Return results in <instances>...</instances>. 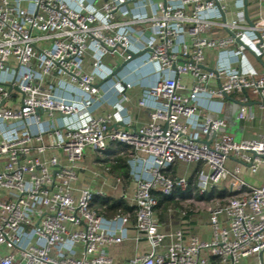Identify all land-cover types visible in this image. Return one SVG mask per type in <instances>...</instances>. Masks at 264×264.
<instances>
[{"label": "built area", "instance_id": "built-area-1", "mask_svg": "<svg viewBox=\"0 0 264 264\" xmlns=\"http://www.w3.org/2000/svg\"><path fill=\"white\" fill-rule=\"evenodd\" d=\"M85 1L0 0V264H112L105 247L127 240L132 228L143 246L126 264H238L259 256L264 185L248 184L240 166L230 171L227 162L261 173L264 130L259 139L237 141L217 105L252 91L264 112V0H103L99 8ZM208 51L217 54L212 68ZM147 52L157 80L139 104L150 121L134 126L117 111L95 114L102 99L95 83L113 75L104 57L132 62ZM182 75L193 78L190 89ZM248 101L241 99L239 121L254 118ZM115 121L126 126L114 128ZM113 143L132 150L135 207L105 217L93 208L103 191L75 184L87 150L103 155ZM178 162L204 166L184 200L199 208L179 213L208 212L210 241L160 231L154 192L171 197L189 188L188 179L167 173ZM229 177L236 193L199 199Z\"/></svg>", "mask_w": 264, "mask_h": 264}, {"label": "crops", "instance_id": "crops-1", "mask_svg": "<svg viewBox=\"0 0 264 264\" xmlns=\"http://www.w3.org/2000/svg\"><path fill=\"white\" fill-rule=\"evenodd\" d=\"M160 1L161 0H147L146 2L157 4ZM102 2L103 0H94V4L97 8L102 5ZM83 3L87 4L85 0H83ZM132 7L134 8V6ZM136 9L139 10L140 8ZM148 10L151 11V8L149 7ZM148 54L149 52L137 57L117 74L116 71L125 61L118 54L107 55L104 57L103 61L108 68L113 70V75L112 79H110V77L107 80L98 79L95 83V88L99 90L98 97L102 98L96 107L95 114L101 115L109 112L115 113L117 111L123 121H129L134 126L145 125L150 121L149 109L141 107L139 104L143 97V92H145L147 88L154 86L157 80V65L148 61ZM216 56L217 54L215 51L207 52L206 64L209 68L214 67ZM91 63L92 58L88 55L85 60V67L87 70L91 69ZM254 65L257 70H262L257 62L254 61ZM179 80L189 89L193 85V78L191 76L182 75L179 77ZM127 85H129V87H127ZM121 88H124L123 93H120ZM122 95L126 96V100H122ZM246 96L249 99L246 106L254 113V118L239 121L237 117L242 106L241 99ZM20 97L19 94L16 95V99H20ZM147 99L150 105H158V99ZM260 103V97L254 92L249 93V91L245 93L234 92L228 98L222 100V104H218L217 106H220L222 110L220 116L226 123L225 131L234 137L238 136L239 140L259 139L264 130V112L259 108ZM117 105L119 110L115 108ZM205 113L210 117L216 116L215 113L210 112L209 110H205ZM124 126L126 125L123 124V122L115 121L114 128H123ZM113 144H109L107 151L103 155H99L92 150H87L81 162V168L78 171V181L75 184L77 190L84 187H90L93 190L103 191L104 195L95 200L93 208L105 217H112L115 215L108 214V212L100 206V203L102 202L123 200L131 209H134L135 207L133 198L137 184L131 176V168L128 163L131 158L132 150L130 148L127 152L123 153L120 149H124L128 146L119 143ZM113 153L127 157V178L114 174L106 166L107 161H110L117 156V154L115 155ZM51 156L52 152H48L45 158H50ZM1 165L2 163H0V166ZM236 166H240V177L248 184L257 187L264 185V170L259 174L253 175L249 172L247 165H244L233 158L227 162V167L230 171ZM203 167V164L178 162L170 168L167 173L173 178L188 179L189 188L188 191L185 192H191V190L194 191L196 188L197 175ZM232 184L231 177L226 178L219 186L212 188L209 194L214 193L215 197L212 198L229 197L236 193ZM180 191L183 192L184 190H179L177 192L180 193ZM177 192L174 195L175 201L179 202V206L176 207L177 209H172L173 212L170 213L167 211L162 219L161 216L157 215L160 231L172 233L182 231L186 240H188L190 236H196L203 241H210L212 239V229L209 213L201 211L189 213L187 216L182 217L179 213V209L181 208L180 205L182 201L188 198L189 193H186L188 195L186 198H182ZM199 199L208 200L211 199V197L209 196V198ZM134 224L135 218L132 219L130 226H133ZM169 242L170 241L168 240L167 243ZM139 246L141 248L143 245ZM139 246L135 241V230L132 228L127 240L120 244L106 246L105 252L112 259V264H126L129 259L139 254L141 250L139 249ZM238 264H264V252L262 260L259 256H253L242 260Z\"/></svg>", "mask_w": 264, "mask_h": 264}, {"label": "trees", "instance_id": "trees-1", "mask_svg": "<svg viewBox=\"0 0 264 264\" xmlns=\"http://www.w3.org/2000/svg\"><path fill=\"white\" fill-rule=\"evenodd\" d=\"M114 145V144H113ZM114 147V146H113ZM130 149L129 147H125L124 149H120L124 152H127V150ZM121 153V152H120ZM113 154H117V153H113ZM126 160L127 157L126 156H122V155H118L113 158L110 161H107V167L109 168V170L111 172H113L114 174H117L121 177H128V169H127V165H126ZM192 184V183H191ZM179 191V190H178ZM155 196L157 197L159 204L158 207L156 209V213L158 216H161V219L163 216H165L164 214L169 210V209H177L176 207L179 206V202L175 201V196H164L162 192H154ZM179 193V192H177ZM186 193H189L188 195H190V192H185V191H180V196L182 198H186L188 195ZM209 196L215 197L214 193L209 194ZM100 206L102 208H104L108 214L110 215H118V214H126L127 212L130 211H134V209L132 210L123 200H113L112 202L110 201H105L100 203Z\"/></svg>", "mask_w": 264, "mask_h": 264}, {"label": "rangeland", "instance_id": "rangeland-1", "mask_svg": "<svg viewBox=\"0 0 264 264\" xmlns=\"http://www.w3.org/2000/svg\"><path fill=\"white\" fill-rule=\"evenodd\" d=\"M187 41L190 43V39H189V37H187ZM251 61H252V63L254 64V60L253 59H251ZM212 84H214L215 82L214 81H212L211 82ZM252 93V91H249V93ZM235 139L237 140V141H240L239 140V138H238V136L237 137H235ZM182 202H183V205H182ZM181 202V205L180 206H189V205H191L190 207L191 208H193V209H196V208H199V204L198 203H188V202H185V201H182ZM217 201H213V202H209V204L210 205H213V204H215ZM201 211H204L205 212V210H199L198 212H201Z\"/></svg>", "mask_w": 264, "mask_h": 264}, {"label": "water", "instance_id": "water-1", "mask_svg": "<svg viewBox=\"0 0 264 264\" xmlns=\"http://www.w3.org/2000/svg\"><path fill=\"white\" fill-rule=\"evenodd\" d=\"M246 1V3H247V0H245ZM246 15H247V9H246ZM141 55H143V53H140V54H137V55H133V59H136L137 57H139V56H141ZM257 60L259 61V62H261V63H263L262 62V59H261V57H257ZM130 63V61H126V62H124V64L116 71V74L118 73V72H120L125 66H127L128 64ZM206 144H210V142H206ZM259 257H260V259L262 260V258H263V252L262 253H260L259 254ZM262 263V262H261Z\"/></svg>", "mask_w": 264, "mask_h": 264}]
</instances>
